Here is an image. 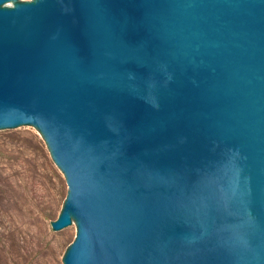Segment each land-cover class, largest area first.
<instances>
[{
    "label": "water",
    "instance_id": "obj_1",
    "mask_svg": "<svg viewBox=\"0 0 264 264\" xmlns=\"http://www.w3.org/2000/svg\"><path fill=\"white\" fill-rule=\"evenodd\" d=\"M0 0V128L33 127L62 264H264V0Z\"/></svg>",
    "mask_w": 264,
    "mask_h": 264
},
{
    "label": "rangeland",
    "instance_id": "obj_2",
    "mask_svg": "<svg viewBox=\"0 0 264 264\" xmlns=\"http://www.w3.org/2000/svg\"><path fill=\"white\" fill-rule=\"evenodd\" d=\"M26 0H9L13 6ZM66 185L38 132L0 128V264H62L74 225L53 230Z\"/></svg>",
    "mask_w": 264,
    "mask_h": 264
}]
</instances>
